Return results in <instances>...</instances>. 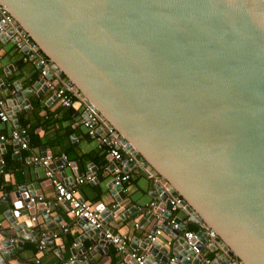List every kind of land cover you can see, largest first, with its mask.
<instances>
[{
    "label": "water",
    "instance_id": "95a60500",
    "mask_svg": "<svg viewBox=\"0 0 264 264\" xmlns=\"http://www.w3.org/2000/svg\"><path fill=\"white\" fill-rule=\"evenodd\" d=\"M0 6L142 170L181 197L191 223L213 231L241 264H264V0H0ZM34 89L37 96L46 91L38 82L17 87L4 107L29 111ZM109 188L119 208L129 205L122 185ZM28 191L19 188L13 209L3 212L19 241L0 234V264L22 240L37 242L28 221L35 211L46 224L52 220L45 198ZM130 212L112 210L105 220L139 215ZM78 224L80 241L107 249L99 230ZM159 243L146 264L185 255L182 239L171 247ZM89 253L94 264L95 251Z\"/></svg>",
    "mask_w": 264,
    "mask_h": 264
},
{
    "label": "crops",
    "instance_id": "0c3cea01",
    "mask_svg": "<svg viewBox=\"0 0 264 264\" xmlns=\"http://www.w3.org/2000/svg\"><path fill=\"white\" fill-rule=\"evenodd\" d=\"M21 56L15 50L12 42L0 38V82L2 83L0 100L4 102L11 98L7 95L8 93L10 95L17 93V87L20 90H26L33 88L38 81L37 66L31 62L23 63ZM16 83L19 85L16 86ZM37 92L39 91L34 89V93L29 97V111L19 109L17 106L6 109L7 113L12 110L18 125L12 119L5 123L0 121V135L29 126L28 149H22L16 143H7L3 148L5 153H0L3 160V165L0 166L3 170L0 175V234L7 236L9 233L8 236L17 242L19 238L10 230L3 212L13 209V204L18 200V189L27 188L30 190L28 192L34 191L33 194H41L47 202L53 200L55 196L54 187L45 178V167L32 164L34 157L48 159L47 157L50 156L49 168L53 169L52 164L65 156L67 163L63 164L60 171L66 175L68 182L78 173H85L89 168H92L97 181L77 186L76 196L91 202L95 207L106 209L116 203L109 188L112 176L106 171V167L109 166L108 158L103 150L97 148V142L87 135L86 129L78 122L82 104L75 102L72 104V109H70L71 107L65 109L49 92L45 91L40 96L36 95ZM103 154L105 158L103 157L101 160L100 157ZM54 170L58 173L59 167ZM132 174L130 182L125 185L126 198L131 200L129 206L133 204L136 206L145 205L154 200L157 189L153 179L141 171H133ZM5 196L8 197L7 202L4 201ZM23 210L26 214L25 205H23ZM40 212V210L35 211L28 220L32 224L33 231L36 232L37 242L31 239L22 240L23 245L15 248L16 252L8 258L7 264H36L35 260H39V264H64L74 258L76 261L84 260L82 264H88L89 250L95 251L94 256L90 258L94 264H117L118 262L130 264L127 262L128 260L121 258L113 246H108L106 250H104L105 246L97 247L98 251H96L89 238L80 241L82 228L70 214L67 205L51 209L49 215L52 220L49 225L43 221ZM177 215L181 218L184 217L180 213ZM141 217V215L135 218L128 216L124 220L113 218L108 222L105 220L103 228L127 235L130 238L128 250H137L142 253L145 248L143 242L145 229L136 230L134 228L135 223L141 222ZM32 218H35V222H31ZM107 218L110 219L109 216ZM50 226L53 228L48 229ZM190 227L195 229H189ZM197 228L198 226L193 223L188 225V229L191 231H195ZM65 229L67 230L65 231ZM168 233L163 232L159 237L161 243L165 244L170 239ZM42 235L46 238V244L44 249L39 251L37 244ZM74 244H78V246L75 248ZM83 249H87V253H84ZM202 256L204 259L209 258L210 264H222L213 252L203 250ZM155 263L156 261L153 262V264Z\"/></svg>",
    "mask_w": 264,
    "mask_h": 264
},
{
    "label": "built area",
    "instance_id": "2783aa9c",
    "mask_svg": "<svg viewBox=\"0 0 264 264\" xmlns=\"http://www.w3.org/2000/svg\"><path fill=\"white\" fill-rule=\"evenodd\" d=\"M0 38H6L14 44L15 50L20 53L21 60L23 63L31 62L38 68V83L43 86L47 92H49L57 103L62 108H70L73 104L75 98L81 101L82 112L78 120L79 124L86 129L87 135L97 142V148L103 150L108 158L109 166L106 167L112 178L111 183L113 186H123V192L125 193V185L128 184L132 178L133 171H141L147 177L153 179L155 185L157 186V196L154 200L150 201L145 205H131L126 207H120L119 204L115 203L110 208L106 209L103 207H95L91 202L82 200L76 196L77 186L84 183H93L96 180V174L89 168L85 173H78L75 178H71L68 182L65 178L61 177L60 169L63 164L59 166V174L53 169L49 168L51 164V159L34 157L32 164L42 165L45 167V178L50 185L54 187L55 196L53 200L47 202L44 201V211L49 214L52 208H56L60 205H67L70 214L73 218L79 222L83 221L85 226H90L92 229H97L102 235L103 244H108V246H113L121 258L128 259L127 262L130 264H146L147 258L149 256V248L159 243V237L168 230V235L175 234V238H171L166 241V243H161L163 246L171 247L175 241L182 239L183 243L180 244L181 250L185 252V255L181 257V260L171 258L168 264H193V262L199 258V263L210 264L209 258H203V250H208V252L215 253L222 264H241L234 256H231L227 250L215 241L216 234L209 230L205 225H198L197 230L191 231L188 229L190 225V220L188 214L185 212L182 205V199L179 196H172L171 192L160 183L158 178L147 171L142 170V167L138 162H136L131 154V152L126 149L114 130H112L109 125L102 120L97 112H94L90 106L81 100L78 96L76 90L69 86L66 79H60L55 71L52 70L51 64L47 57L30 42V38L27 34L18 31L11 23V17L8 12L0 6ZM2 83L0 82V87ZM14 95V93H12ZM10 98H8L9 100ZM5 102L0 100V121L5 123L9 121L10 115L6 112L4 107ZM29 126H24L17 128L10 132L9 134L0 135V146H4L7 143H16L22 149H28V132ZM100 130V132H98ZM126 162H132L133 168H128ZM65 162L66 157L63 156L61 159ZM3 165L2 158L0 159V166ZM128 168V169H127ZM3 170L0 168V175ZM33 200V199H32ZM31 200V201H32ZM37 200H41L40 198ZM167 203L170 205V209L166 210ZM122 209L124 213L131 214V210L142 216L140 223H135L134 228L136 230H144L143 242L145 244L144 252L140 253L137 250H128L130 238L119 232H114L113 230H104L103 225L105 218L111 215L112 210ZM159 211V213H157ZM183 212L184 217L181 218L177 214ZM164 213H168L169 216L165 217ZM108 214V215H107ZM107 215V216H105ZM123 215V214H122ZM113 218H117L114 216ZM153 218L154 222L150 220ZM145 221H144V220ZM143 221V222H142ZM31 222H35V218L31 219ZM148 224V225H147ZM152 224V226H150ZM146 225V227H145ZM67 229H65L66 231ZM177 232V234H176ZM199 233L200 235H197ZM12 243L17 241L12 239ZM79 242V241H78ZM159 243V244H160ZM46 244V238L42 235L40 241L37 244L39 251H42ZM161 245V246H162ZM187 247V250L183 246ZM78 244H74L76 248ZM75 257V256H74ZM76 259H70L67 264H74ZM155 264H159L157 260ZM153 261V262H154ZM182 261H185L183 263ZM153 262L151 264H153ZM36 264H39V260H35ZM117 264H123L118 262Z\"/></svg>",
    "mask_w": 264,
    "mask_h": 264
},
{
    "label": "trees",
    "instance_id": "16d2710c",
    "mask_svg": "<svg viewBox=\"0 0 264 264\" xmlns=\"http://www.w3.org/2000/svg\"><path fill=\"white\" fill-rule=\"evenodd\" d=\"M75 102H78V103H80L81 104V101L80 100H78L77 98H75L74 99V101H73V103H75ZM70 109H72V106H71V108ZM28 131H29V129H28ZM27 137H28V132H27ZM103 157H104V154L100 157V159L102 160L103 159ZM105 158V157H104ZM103 162V161H102ZM1 178V177H0ZM0 183H1V180H0ZM189 229H193V227L191 228H189ZM195 229V228H194ZM193 229V230H194Z\"/></svg>",
    "mask_w": 264,
    "mask_h": 264
},
{
    "label": "rangeland",
    "instance_id": "374dc122",
    "mask_svg": "<svg viewBox=\"0 0 264 264\" xmlns=\"http://www.w3.org/2000/svg\"><path fill=\"white\" fill-rule=\"evenodd\" d=\"M180 215H181V216H184L183 212H180Z\"/></svg>",
    "mask_w": 264,
    "mask_h": 264
}]
</instances>
